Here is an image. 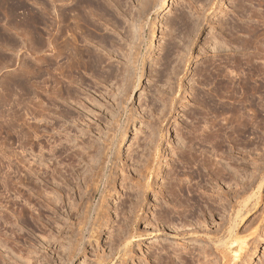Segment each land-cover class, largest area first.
Wrapping results in <instances>:
<instances>
[{
  "label": "rangeland",
  "instance_id": "374dc122",
  "mask_svg": "<svg viewBox=\"0 0 264 264\" xmlns=\"http://www.w3.org/2000/svg\"><path fill=\"white\" fill-rule=\"evenodd\" d=\"M160 2L0 0V264H264V71L261 116L245 137L232 130L237 115L229 120L220 109L240 104V60L248 34L243 32L264 20V0H170L154 14ZM67 41L82 55L69 72L64 63L74 50ZM255 52L250 55L258 56ZM38 61L43 68L46 62L64 68L54 71L61 93L42 84L41 107L34 100ZM83 104L97 117L87 113L93 120L82 153L68 172L38 177L32 170L35 109L50 122L40 128L44 140L76 126L69 118L87 115ZM203 118L215 126L218 143L197 139L194 148L197 154L207 152L213 163L199 165L193 200L176 204L167 195L168 171L186 165L183 135L207 134ZM127 119L129 141L115 143L108 184L94 192L97 165L90 158ZM152 156L156 161L146 163L148 177L143 167ZM261 181L259 199L248 200V212L232 236L227 232L232 206L249 198ZM37 182L59 203L39 197ZM103 189L108 190L104 218L92 237H82L84 207L89 201L97 206ZM30 202L39 205L42 216L29 209ZM22 205H27L24 219L18 215ZM128 234L134 236L125 244ZM234 236L246 241L238 259L237 245L229 244Z\"/></svg>",
  "mask_w": 264,
  "mask_h": 264
},
{
  "label": "bare ground",
  "instance_id": "6f19581e",
  "mask_svg": "<svg viewBox=\"0 0 264 264\" xmlns=\"http://www.w3.org/2000/svg\"><path fill=\"white\" fill-rule=\"evenodd\" d=\"M169 1L170 0H161L160 4L158 6H156V8H155L154 14H158L160 12H163V10L168 6ZM244 1L252 3V0H241L242 4L244 3ZM257 5L260 6L259 3ZM67 13L69 14V12H67ZM67 13H64V16H67L68 15ZM76 25L77 26H75V28L77 27V29L80 30V28L78 27V25H79L78 22ZM243 33H248V34L245 35L243 48H242L243 54H242L241 60H240L241 76L239 77V88H238V90L240 91V95H241L240 104L238 105V107L233 106V107H229V108H227V107H221L220 108L222 113L229 116V120H232L237 115L238 121H236V124H234L232 121L230 124H234L232 130L234 132H238L239 133L238 136H240L241 138L245 137V135L248 133V131L250 129L253 130L258 119L261 116V111L259 110V99H261L260 93L263 90V88H262L261 82L259 81V74L262 73V71H264V20L261 23L256 24L253 29L246 31V32L244 31ZM72 34H75V32H72ZM63 43H65V42H63ZM65 44H66L65 46H67V47L70 46L71 48L70 47L69 48L74 50V53H71L73 56H70L71 58L68 57V61L66 60L67 61V62H65L66 64L64 63V65H65L64 68L69 72V71H72L75 67V66L73 67L74 61L77 60L76 61V64H77V62L80 61V58H82V55H79L76 48H73L74 46L72 47L73 44L71 45L69 42L65 43ZM65 46H63V47L65 48ZM64 48H62V49H64ZM251 49H252V51H250ZM64 50H67V49L65 48ZM69 50H67V52H69ZM72 50H70V52ZM254 51L257 52L258 56L253 57L252 55H250V54H253ZM59 54L60 53H57L56 56H59ZM64 55L62 54V56H64ZM60 56H61V54H60ZM65 56H67V54ZM77 57H79V58H77ZM55 59H56V57H55ZM56 62H57V60H56ZM56 62L54 64H56ZM58 64H57L58 66L56 65L55 68H54V65L52 63L50 65L49 62L48 63L46 62V64H45L46 67L44 66V68L42 67V65H44V64H42L40 61H38L37 63L34 64V69H33L34 82L33 83H34L35 107H41L40 105L42 104V97H41V93H40V91L44 90V89L42 90V88H43L42 84H44V86L47 90H55L56 93L57 92L61 93V90H62L61 82L57 79L58 77L56 78L54 71L58 70L60 73V71H62L61 69H64V68L62 66L63 63L61 64L62 68L60 67V63H58ZM57 67L59 69H57ZM217 71H219V69H217ZM44 76H46V78ZM42 77H44L45 79L43 80ZM138 85L139 84L136 85V88L138 87ZM235 90L236 89L233 88V86L227 87V93L230 95H232ZM44 91H46V90H44ZM66 94L68 95V92ZM89 102H90V99H89ZM85 106L83 104V108H82L83 112L85 110L86 114L87 113L92 114V116L94 118H96L97 115H93V113H91L92 110L91 111L89 109L87 110ZM97 106L101 109L103 105L99 106V104H98ZM87 108H88V106H87ZM34 112H33L34 114H32V117L34 116L33 119L35 121L34 125L32 127L33 132L35 134L34 141L32 143V146H33L32 147L33 162L31 161L32 162V170L34 171L35 174H37L38 177L40 176L43 179H49V176L51 175L52 171L55 172V170H56L57 172L60 173V172H62V170L66 171L67 170L66 168H68V166H70V168L72 167L71 165L73 164V161H74L76 155H78L80 153L79 150L82 149L81 146L84 145L83 142L86 143L85 141L82 140V138L84 135H87L88 131L90 130V128H91L90 120L92 118L90 119V117H89L91 115L88 116V114L84 115L82 113L81 114L78 113L79 116L77 118H69V119H70V122H72L73 124L77 122L79 125H77V123H76V126H73V125L68 126V127L65 126V128L62 129V131H61V129H59L60 131H58V133H53L57 137H54L55 135L53 136L52 134H50V135H52V136H50L48 134L47 139L42 140L40 137V134H39L40 130H41L40 128H43L42 126L46 127L47 124L49 125L50 122L47 121L48 119L46 116H45L46 118L43 117L42 111L35 109ZM64 119H65V117H64ZM204 119L205 118H203V120H202L203 121L202 124H204V125H202L201 127L204 126L205 128H207L206 129L207 131L204 130L207 133L206 135H200V137L198 135H183L182 138L180 139V141L178 140L180 143V146H182L184 148L187 155H186V165L185 166L177 167L174 169L171 167L168 171V174H169L168 176H170V177H169V182H168L167 195H169L170 200H174L176 204H177V201L182 203V202H188V201L193 200V196H192L193 182L198 177L199 165L211 167V164L213 163L212 161H210V156H207V152L205 153V152L200 151L197 154V152L199 150L197 151L194 148V143H197V142H195V141H197V139H201V141L203 143H209L212 145L214 143H218L217 142L218 135H216V133H215L216 132L215 126L211 125L210 119H206L208 121H206V120L204 121ZM128 121H129V119H127L126 123H124L122 126L120 125L116 130L114 128H112L113 134L111 136H113V138L110 139L111 141L107 142V143L105 142L106 145L104 146L103 150L99 153H96L95 155H93L90 158V160L92 162L91 164L93 166H94V164L97 165L94 168L95 169L94 172L92 170L90 171V172H93L91 180L92 181H93V179L96 180L95 181L96 183L94 182L95 185H93L94 186V188H93L94 192L99 190V188H101L100 187L101 184L104 187L106 184H108L109 177H110V175H108V173L111 172L109 170V162L111 161V157L113 155L111 150H113V146L116 145L115 143L117 141H119L120 139H123V143H124L126 141L127 137H128V141H129V136H128L129 130L127 128ZM200 122H198V123H200ZM41 123H43V124L41 125ZM63 123H65V121ZM49 127H50V125L48 126V128ZM72 127H74V128H72ZM77 127H80V128H77ZM55 128H57V127H55ZM44 131H46V130H44ZM45 134H47V133L45 132ZM144 139L147 140L146 137ZM139 147L140 146H138V148ZM131 151H132V153L134 152V150H131ZM114 154L116 155L115 157H117V155H119L118 152L117 153L115 152ZM150 156H151V154H150ZM214 156L215 157L218 156V153L214 152L213 157ZM218 158H219V156H218ZM145 159L146 160L144 162L143 170L146 171V176L149 177L151 175V170H150L151 166H148V165L151 164L152 162L156 161V159L154 156H152V158L145 157ZM148 161H149V163L147 165L146 163ZM219 162H220V160H219ZM216 163H214V164L218 165V163L217 164ZM196 166H197V168H196ZM108 170L110 172H108ZM68 171H69V168H68L67 172ZM221 171H223V170L221 169ZM220 173H222V172H220ZM146 176L144 175L145 178H146ZM23 179H24V177L20 176V179H19L20 183H23V181H22ZM34 183H36V181ZM94 183H92V184H94ZM260 183H262V181L259 182V184L257 185L256 191L255 192L253 191L252 195L250 197L248 196L249 198L246 197L247 198L246 199V198L240 197L239 200H236L235 207L232 206L233 209L231 208L232 211H230L231 215H232V217H231L232 222L230 223V226H229L230 229H228V231H227V232L231 233L232 236H233L232 232H233L234 228L236 227V222L239 220L240 221L243 220V218L246 216V214L248 212L247 211V206L249 203L248 200L251 199V201H252L253 198H254V200L258 198L256 196H257L258 191L260 190L261 185H262ZM34 185H35L34 187L37 189V193L39 194L38 196L39 197L43 196V199L46 200L48 202V204L51 202L52 203L58 202L57 198H55L54 195L52 194V192L48 190V187H46V185L41 186L38 182H37V184H34ZM139 189L145 190L146 187L142 186ZM250 189H252V188H250ZM12 190L15 192V189H12ZM106 190L103 189V191H101L102 192L101 198H99L100 199L99 204H101V205L98 204L96 206L95 203L93 204V201H89L88 204L85 205L86 207H84L85 208L84 216L82 218V221L78 225L79 226L78 229L81 232L80 234L82 235V237L84 235H90V236L93 235L98 229L96 226L97 225L96 223H98V221H100L101 218L102 219L104 218V213L101 212L102 211L101 207H102V203L104 202L105 197L107 195L108 190L107 191ZM158 194L161 195V192L158 191ZM241 195H243V194H241ZM15 197L17 198V195ZM243 197H245V196H243ZM24 199H23L22 194H20L21 202H23L22 200H24ZM27 202H29V201H27ZM255 202H256V200H255ZM175 203H173V206H174L173 208H175ZM28 204L30 205L29 209L30 210L32 209L34 212H36L35 213L36 217L42 216L41 210L38 207L39 205L37 206L38 201H37V204H35V203L33 204V202H32V204H31V202ZM26 206L27 205L19 206L20 209L18 210V212H19L18 215L22 217L21 219H24L25 216L27 215L25 213L27 211V209L25 208ZM106 214L107 213L105 212V215ZM2 218L4 219V217H2ZM4 221L7 222L6 220H4ZM5 224H7V223H5ZM131 228L133 229V227H131ZM59 229H61V227ZM136 232L137 231H135V233ZM133 236H132V234H128L126 236V240L124 239L123 242L125 244L128 241L130 242V240L133 238ZM235 236L231 238L232 241L229 244L237 245V250L235 249L236 251L235 252L232 251V252H234V259H236V258L238 259L242 250L246 246V241H245V239L243 240V239H240L239 237L236 238ZM229 237H230V235H229ZM226 238H228V237H226ZM224 240H226V239H224ZM124 253H126V251ZM205 255L206 254H204V256Z\"/></svg>",
  "mask_w": 264,
  "mask_h": 264
}]
</instances>
